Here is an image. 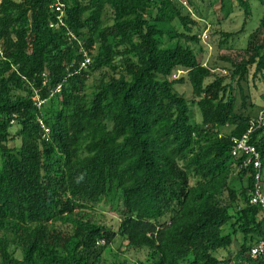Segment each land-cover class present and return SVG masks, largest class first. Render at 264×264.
I'll list each match as a JSON object with an SVG mask.
<instances>
[{"label": "trees", "instance_id": "1", "mask_svg": "<svg viewBox=\"0 0 264 264\" xmlns=\"http://www.w3.org/2000/svg\"><path fill=\"white\" fill-rule=\"evenodd\" d=\"M54 1L0 0V264L144 248L140 264H264L255 171L233 153L256 115L233 91L264 76V15L249 55L223 57L228 82L198 58L206 19L176 0H64V24Z\"/></svg>", "mask_w": 264, "mask_h": 264}, {"label": "rangeland", "instance_id": "2", "mask_svg": "<svg viewBox=\"0 0 264 264\" xmlns=\"http://www.w3.org/2000/svg\"><path fill=\"white\" fill-rule=\"evenodd\" d=\"M194 2V3H193ZM189 1V5H183L185 11L206 19L207 27L203 34L204 52H199L198 58L204 64L214 66L216 71L227 76V81H231L232 67L230 62H226L223 57L230 56L235 59H241L248 56L247 48L253 35L257 33L264 15V6L259 1L253 3V14L247 15L241 7L238 0H193ZM203 22V21H202ZM263 30V29H262ZM222 32L235 33L231 38L225 40ZM264 36V31L261 33ZM255 66L251 68L248 81H244V92L239 86H236L233 94L236 95L237 108L243 109L245 101L252 115L257 114L264 107V76H254ZM227 71V73H225ZM182 71H178L173 75V79L179 78ZM94 79L89 80V84H93ZM91 87V86H90ZM179 91L186 93L188 98H192V91L187 84L179 85ZM193 121L201 120V113L197 107L193 106ZM263 184H264V168H263ZM96 213L104 214L106 222L112 228H118L121 213L117 210H110L108 207H97ZM119 245L114 244V250L119 251ZM238 245L236 244V248ZM149 253L148 248L143 250H129L127 253L106 252L103 256V264H123L124 260L129 259V264H140L145 260ZM15 254L21 256V250L16 249Z\"/></svg>", "mask_w": 264, "mask_h": 264}, {"label": "built area", "instance_id": "3", "mask_svg": "<svg viewBox=\"0 0 264 264\" xmlns=\"http://www.w3.org/2000/svg\"><path fill=\"white\" fill-rule=\"evenodd\" d=\"M181 5L188 6L189 0H176ZM64 0H55L52 7L58 13V20L64 24L67 17ZM91 61V57L87 56L82 66H87ZM227 73V71H225ZM48 130V129H47ZM257 134V139L254 135ZM264 135V107L249 120V127L244 134L233 138V153L236 157L243 159L242 165L245 167L252 166L255 171V191L252 194V202H262L264 204V190L262 187L263 179V162L261 153L257 147V141ZM256 141V142H255ZM264 251V243L253 249V256H257Z\"/></svg>", "mask_w": 264, "mask_h": 264}]
</instances>
